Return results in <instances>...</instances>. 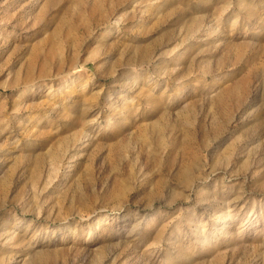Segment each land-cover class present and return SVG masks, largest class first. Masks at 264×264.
<instances>
[{"label":"rangeland","instance_id":"obj_1","mask_svg":"<svg viewBox=\"0 0 264 264\" xmlns=\"http://www.w3.org/2000/svg\"><path fill=\"white\" fill-rule=\"evenodd\" d=\"M0 264H264V0H0Z\"/></svg>","mask_w":264,"mask_h":264},{"label":"bare ground","instance_id":"obj_2","mask_svg":"<svg viewBox=\"0 0 264 264\" xmlns=\"http://www.w3.org/2000/svg\"><path fill=\"white\" fill-rule=\"evenodd\" d=\"M112 127H113V125H112V121H111V122H109V123L107 124V128L105 129V131H109V130H111ZM224 213H226V215H225V216H222L221 219H220V222H221V224H223V225H225V223H227V222H228L230 219H232L233 217H236V216H237L236 213H233V212L227 210V208H226V209H225V208H222V210L218 213V215H223ZM225 234H226V233H225ZM158 242H159V241H157V240H153V241L149 242L150 244H148V245L145 247V249H146L148 252H152L153 249H156V248L158 247ZM146 250H145V251H146ZM149 254H151V253H149ZM153 255H154V254H153Z\"/></svg>","mask_w":264,"mask_h":264}]
</instances>
